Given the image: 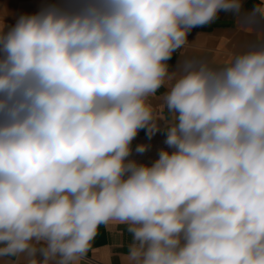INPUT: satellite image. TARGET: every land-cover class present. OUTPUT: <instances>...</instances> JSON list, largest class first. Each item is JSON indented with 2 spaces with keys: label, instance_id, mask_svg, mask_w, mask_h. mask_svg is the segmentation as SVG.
<instances>
[{
  "label": "clouds",
  "instance_id": "9594fccd",
  "mask_svg": "<svg viewBox=\"0 0 264 264\" xmlns=\"http://www.w3.org/2000/svg\"><path fill=\"white\" fill-rule=\"evenodd\" d=\"M241 7L62 0L0 19V257L79 264L118 223L124 264H264V41L220 65L168 63ZM142 129L165 134L151 164L131 158Z\"/></svg>",
  "mask_w": 264,
  "mask_h": 264
},
{
  "label": "crops",
  "instance_id": "0c3cea01",
  "mask_svg": "<svg viewBox=\"0 0 264 264\" xmlns=\"http://www.w3.org/2000/svg\"><path fill=\"white\" fill-rule=\"evenodd\" d=\"M62 0H0V19L9 26L23 14H33L51 3ZM262 5V0H242L239 12H221L218 19L204 27L192 29L187 44L173 54L169 70L177 71L178 65L185 60H202L213 65H220L235 54L246 51L250 46L264 41V18L254 13ZM167 91L162 87L156 95L149 98V103L157 113V125L162 130L167 127L171 116L164 106L163 96ZM163 131L149 137L146 129L139 131L133 141L132 159L140 163L151 164L158 158L161 149L166 148ZM146 145L143 153H136L137 145ZM132 242V235L127 225L112 223L101 225L89 251L79 264H124L122 257L127 253ZM0 264H28L27 257H0Z\"/></svg>",
  "mask_w": 264,
  "mask_h": 264
}]
</instances>
